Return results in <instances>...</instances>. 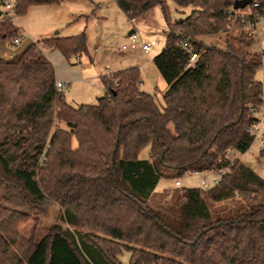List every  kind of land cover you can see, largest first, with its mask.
I'll use <instances>...</instances> for the list:
<instances>
[{
  "label": "trees",
  "instance_id": "16d2710c",
  "mask_svg": "<svg viewBox=\"0 0 264 264\" xmlns=\"http://www.w3.org/2000/svg\"><path fill=\"white\" fill-rule=\"evenodd\" d=\"M63 1L19 0L17 16ZM116 1L131 20L157 5L163 10L166 46L153 62L167 83L165 105L141 88L138 66L102 75L106 94L98 103L74 106L38 42L1 57L0 264H123L124 251L128 264H264V177L239 158L220 185L182 189L177 223L149 204L163 169L208 171L228 165L229 150L243 153L254 142L248 127L259 118L250 108L264 104L256 78L264 51L250 48L254 35L245 28L264 16V0L240 8L237 0H175L194 7L179 21L168 16V0ZM218 32L227 33L225 47L199 39ZM16 36L18 26L4 16L0 39ZM87 40L81 32L40 43L80 55L89 53ZM147 145L150 157L140 158ZM237 197L247 208L233 215H216L209 204ZM54 203L61 223L40 241L21 232Z\"/></svg>",
  "mask_w": 264,
  "mask_h": 264
},
{
  "label": "rangeland",
  "instance_id": "374dc122",
  "mask_svg": "<svg viewBox=\"0 0 264 264\" xmlns=\"http://www.w3.org/2000/svg\"><path fill=\"white\" fill-rule=\"evenodd\" d=\"M100 4V18L90 19L85 30V26L79 28V23L70 22L71 13L93 15L94 11L90 0H65L57 7L55 5L36 4L29 7L24 16L13 17V23L18 26L20 37L25 41L41 39L45 36L74 32V35L82 31L87 33V46L89 53L66 55L61 49L48 47L47 44L38 42V45L50 59L55 68L56 79L64 83L60 90L65 94L66 100L74 105L96 104L98 99L106 94V88L101 81V76L117 67L121 56L136 52L135 63H141V88L152 93L160 107L165 105L163 93L167 88V83L156 68L153 57L159 54L166 46L168 23L160 5L142 13L134 20H129L126 14L116 4L115 0H94ZM168 16L171 21L181 20L187 17L193 10V6H179L175 0H168ZM249 10H247L248 12ZM4 17L0 14V20ZM134 29L138 37L144 41L157 40L151 52L146 54L142 47L124 49V44L130 43L128 33ZM248 32L253 30L254 41L251 49L264 51V23H259L253 29L251 26L245 28ZM226 32L207 33L199 36V39L207 44L218 47H225ZM9 38L0 39V55L4 49L17 50L21 45H14ZM136 50V51H135ZM93 58V60H90ZM256 78L261 80L264 85V68L261 66L256 72ZM264 109V104L262 105ZM60 125L68 128L67 124L61 122ZM263 139L260 135L256 136L254 142L246 152L230 150L231 160L239 158L259 175L264 177V152H262ZM74 146H77L76 139H73ZM151 145H147L140 152V158L150 157ZM205 176L209 182L212 181L214 174L206 172ZM181 181V185H176V180ZM185 187H200L204 193L207 188L201 186V175L185 174L176 176L174 170L165 168L160 182L149 200L151 207L159 213L168 215L169 220L177 223L175 209L179 205L182 189ZM237 197L234 200L225 202H211L210 207L216 215L228 216L237 213L239 210L246 209L241 207L242 202ZM62 210L56 203L52 204L48 212L44 215L33 214V217L23 224L21 232L26 236H35L37 241L47 233L49 228L56 223H61ZM39 216L38 223L35 217ZM130 252L124 251L120 256L123 264H128Z\"/></svg>",
  "mask_w": 264,
  "mask_h": 264
},
{
  "label": "built area",
  "instance_id": "2783aa9c",
  "mask_svg": "<svg viewBox=\"0 0 264 264\" xmlns=\"http://www.w3.org/2000/svg\"><path fill=\"white\" fill-rule=\"evenodd\" d=\"M18 4H19V0H0V14L3 13L4 16L12 17V18L17 16ZM255 5L257 6L258 3H255ZM259 23H264L263 15L258 16L257 21L251 24L250 26L254 29ZM249 34L250 35L253 34V30H250ZM20 42H21L20 36H16L12 41L14 45H17ZM156 44H157L156 39H152L150 41H144L138 37L136 32H134L132 35H130V43L123 45V48L127 49L129 47L131 48L142 47L143 51L146 54H149L153 46H155ZM184 46L187 47L188 43H185ZM197 58H198V54L196 52H191L190 63H194L197 60ZM56 87L58 89H61L62 87H64V83L61 81H56ZM262 107L263 106H253L250 108V111L253 114H255L259 118V120L255 124L249 126L248 130L253 132L255 134V137L258 135L262 137L263 139L262 148H264V109ZM229 152L230 150L228 151V155ZM218 163L220 164L222 163V158L218 160ZM232 164L233 161L231 160V162L228 165L217 166L211 170L196 172L194 174L201 175V186L208 189L212 186L220 185L223 176L230 171ZM206 172H211L212 174H214V177L211 182L207 180L205 176ZM186 174H192V173L187 172ZM176 185L177 186L181 185V181L179 179L176 180Z\"/></svg>",
  "mask_w": 264,
  "mask_h": 264
},
{
  "label": "crops",
  "instance_id": "0c3cea01",
  "mask_svg": "<svg viewBox=\"0 0 264 264\" xmlns=\"http://www.w3.org/2000/svg\"><path fill=\"white\" fill-rule=\"evenodd\" d=\"M92 2V6H93V9L96 10L95 14L93 15H85V14H77V13H71V19L72 20L70 22V24L72 23H79V28H82L83 26H85V30L87 28V25H88V22L90 19H94V18H100L101 15L100 14V4L95 2L94 0H90ZM116 4L118 5L117 1L115 0ZM56 7L58 5H55ZM119 7V5H118ZM120 8V7H119ZM121 9V8H120ZM122 10V9H121ZM124 12V11H123ZM125 13V12H124ZM126 14V13H125ZM127 16V15H126ZM128 18V16H127ZM130 21L131 19L128 18ZM74 32H76L75 30L74 31H71L70 33H67V34H62L61 31H57L56 34H53V35H50V36H45V37H42L41 39H34L32 41H25V38L24 36L22 35L21 37V42L19 43V45L23 44V42H25L24 45H21V47H19L17 50H8V49H4L3 50V53L0 55V58L1 57H8V56H11V55H14V54H17L19 53L20 51H22L23 49H25L27 46H29L30 44L32 43H35V42H40L42 41L43 39L45 38H48V37H53V36H71V35H74ZM82 32H85L86 31H82ZM81 33V32H80ZM87 34V33H86ZM129 35V33H128ZM130 36V35H129ZM130 41V40H129ZM12 44V43H11ZM18 45V44H17ZM125 45V44H124ZM136 51V50H135ZM151 52V51H150ZM135 53L136 52H132L130 54H125L123 56H121V58L119 60H121L119 63H117V67L115 70L113 71H110V72H114V71H117L119 69H123V68H126V67H130V66H138L140 68V70L143 68V65L141 63H135L134 60L136 59V56H135ZM155 57V56H154ZM153 57V58H154ZM90 60H93V58H90ZM57 80V79H56ZM59 81V79L57 80ZM238 158V157H237ZM205 192V191H204Z\"/></svg>",
  "mask_w": 264,
  "mask_h": 264
},
{
  "label": "water",
  "instance_id": "95a60500",
  "mask_svg": "<svg viewBox=\"0 0 264 264\" xmlns=\"http://www.w3.org/2000/svg\"><path fill=\"white\" fill-rule=\"evenodd\" d=\"M247 3H248V0H237V1L234 3V7H236V8H240V7L245 6ZM178 21H179V20H178ZM134 32H135V30L132 29V30L129 32V35H132Z\"/></svg>",
  "mask_w": 264,
  "mask_h": 264
}]
</instances>
